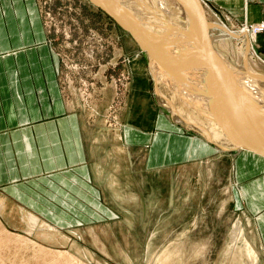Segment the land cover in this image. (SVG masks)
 Instances as JSON below:
<instances>
[{"label": "rangeland", "instance_id": "374dc122", "mask_svg": "<svg viewBox=\"0 0 264 264\" xmlns=\"http://www.w3.org/2000/svg\"><path fill=\"white\" fill-rule=\"evenodd\" d=\"M37 1L66 105L59 117L75 115L86 158L76 152L78 163L62 166V172L69 168L76 177L62 174L70 184L27 178L22 180L35 182H26L30 191H23L10 188L15 183H0V264H263L264 243L255 218L235 189L236 153L227 152L232 143L208 135L197 124L186 110L192 109L188 97L171 90L177 77L155 81L149 54L89 0ZM132 2L138 12L139 0ZM173 3L185 17L182 5ZM204 15L210 24L223 27L206 29L204 41L211 49L244 73L252 63V72L264 77V64L251 49L254 36L244 29L250 25L233 29L225 15L218 16L222 22L210 20L208 10ZM148 20L146 32L157 27L151 17ZM171 66L175 72L182 69L175 62ZM159 69L160 75L167 72ZM247 77L264 88V78ZM197 86L192 85V92L200 90ZM167 122L175 131L213 142L221 152L208 147L189 158L149 161L148 146H125L122 138L112 135L122 124L152 133L171 131ZM1 154L9 173L7 151ZM59 187L70 197H62ZM28 212L48 225L33 224Z\"/></svg>", "mask_w": 264, "mask_h": 264}, {"label": "crops", "instance_id": "0c3cea01", "mask_svg": "<svg viewBox=\"0 0 264 264\" xmlns=\"http://www.w3.org/2000/svg\"><path fill=\"white\" fill-rule=\"evenodd\" d=\"M202 2L211 14L210 20L222 22L218 16L225 15L231 23L230 28L235 29L232 25L248 24L252 27L264 24V0ZM250 44L254 54L264 64V29L256 32ZM57 74L58 66L45 33L39 2L0 0V183H15L14 187L10 186L12 189L30 191L25 183H34L35 180H22L27 178H36L42 184L52 183L50 179L56 178L70 184L62 174H69L75 179L68 169L78 163L76 152L86 158L75 127V115L59 117L65 113L66 105L59 90ZM159 122H163L162 119ZM164 125L170 126L171 131L158 129L152 133L135 124H122L117 126L120 130L112 135L122 138L125 146H148L149 161L189 158L199 151H208V147L221 152L213 142L199 135L175 131V125L169 122ZM4 150L10 163L7 167L9 173L3 168L1 152ZM227 152L236 153L235 189L241 203L254 216L256 231L264 243V157L246 150ZM62 166L70 167L62 172ZM58 190L62 197H70L60 187ZM1 202L0 199V205ZM32 215L38 218V223L48 225L37 214L26 213V216Z\"/></svg>", "mask_w": 264, "mask_h": 264}, {"label": "bare ground", "instance_id": "6f19581e", "mask_svg": "<svg viewBox=\"0 0 264 264\" xmlns=\"http://www.w3.org/2000/svg\"><path fill=\"white\" fill-rule=\"evenodd\" d=\"M89 1L109 15L149 54L150 69L155 81L162 82V77L165 79L166 76L165 80L170 82L169 77L173 79L177 77L170 85L171 90L174 93L177 92L176 94L188 97L189 107H192L194 111L191 108L192 112L189 109L186 110L196 118L197 124L208 135L218 140L222 137L229 140L232 143L230 151L242 149L264 157V155L248 149L249 147H245L247 144L264 150V105L261 104V101L264 103V88L258 87L257 81L252 78L249 80L247 76L251 75L256 79L264 77H259L252 72L255 70L252 63L245 73L227 65L219 53L213 51L211 45L204 41L208 27L218 28V30L223 27L210 24V21L205 19L204 14L207 10L204 13L202 3L197 4L196 9H192L190 0H175L182 5L184 17L181 14V9L173 3V0H139L138 12L140 15L132 8L133 0ZM150 17L157 27L156 30L151 27V31L146 32L143 28H146ZM208 18L210 19V16ZM179 19L183 20V25L179 24ZM173 25L177 27L174 29ZM250 28L245 27L244 29L255 36L256 32ZM224 31L229 36L237 37L232 31L226 29ZM191 33H195V37ZM165 34H168L170 39ZM169 58H173L171 60H174L176 66L182 69L187 67L185 72L179 68L177 72L173 71L174 67L171 66L173 62ZM169 61L171 63H168ZM156 68L167 72H161L162 75H160ZM229 69H235L244 76L236 75ZM193 84H198L201 87L200 90L192 92ZM185 87L189 89L188 92L186 91L187 93L185 92L186 94L182 91L186 90ZM204 123H207L209 128L205 127ZM29 220L33 224L38 223V218L33 215L29 216Z\"/></svg>", "mask_w": 264, "mask_h": 264}, {"label": "water", "instance_id": "95a60500", "mask_svg": "<svg viewBox=\"0 0 264 264\" xmlns=\"http://www.w3.org/2000/svg\"><path fill=\"white\" fill-rule=\"evenodd\" d=\"M189 3H190V6H191V8L193 9V8H195L196 9V6H197V4H200L201 3V0H190L189 1ZM102 9H105V7H102ZM133 34V33H132ZM134 35V34H133ZM233 141V140H232ZM233 143H235L234 141H233ZM245 147H249L248 149H251V150H253V151H256V152H258V153H260L261 155H264V150H262V149H258V148H254V147H251V146H249V145H245Z\"/></svg>", "mask_w": 264, "mask_h": 264}, {"label": "built area", "instance_id": "2783aa9c", "mask_svg": "<svg viewBox=\"0 0 264 264\" xmlns=\"http://www.w3.org/2000/svg\"><path fill=\"white\" fill-rule=\"evenodd\" d=\"M263 29H264V24L263 23L258 24L256 27L255 26L253 27V31L254 32H258V31H261Z\"/></svg>", "mask_w": 264, "mask_h": 264}]
</instances>
